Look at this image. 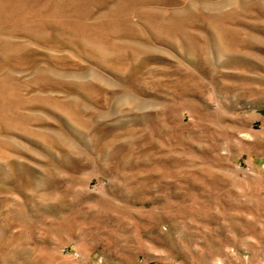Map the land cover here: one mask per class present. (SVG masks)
<instances>
[{
    "label": "rangeland",
    "instance_id": "374dc122",
    "mask_svg": "<svg viewBox=\"0 0 264 264\" xmlns=\"http://www.w3.org/2000/svg\"><path fill=\"white\" fill-rule=\"evenodd\" d=\"M0 264H264V0H0Z\"/></svg>",
    "mask_w": 264,
    "mask_h": 264
}]
</instances>
